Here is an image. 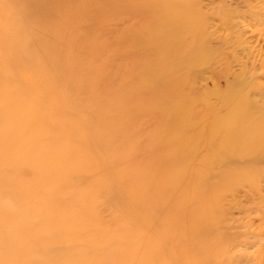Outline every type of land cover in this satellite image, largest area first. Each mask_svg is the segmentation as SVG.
<instances>
[{
  "label": "rangeland",
  "instance_id": "rangeland-1",
  "mask_svg": "<svg viewBox=\"0 0 264 264\" xmlns=\"http://www.w3.org/2000/svg\"><path fill=\"white\" fill-rule=\"evenodd\" d=\"M125 3L0 0V264H146L144 238L148 264L172 258L146 226L145 207L164 169L152 164L149 145L161 140L158 125L175 144L178 114L173 97L153 95L161 84L141 87V72H155L165 54L137 44L142 59L130 56L126 22L119 24ZM221 4L228 15L223 24L210 19L209 30L233 35L237 58L256 70L232 64L219 76L200 68L194 92L218 110L233 78L236 86L245 80L249 97L264 94V0ZM244 190L233 193L241 242L231 252L236 264H264V201L255 207ZM259 192L264 199V182Z\"/></svg>",
  "mask_w": 264,
  "mask_h": 264
},
{
  "label": "bare ground",
  "instance_id": "bare-ground-1",
  "mask_svg": "<svg viewBox=\"0 0 264 264\" xmlns=\"http://www.w3.org/2000/svg\"><path fill=\"white\" fill-rule=\"evenodd\" d=\"M217 2L126 0L125 17L119 22H126L129 49L134 47L132 58L142 59L135 52L137 44L164 52L155 72H141V78H146L141 87L151 89L156 82L161 84L153 95L163 100L173 97L172 107L178 114L172 126L167 121L172 129H178L175 144L168 147V128L158 125L154 136L161 140L153 150L149 145L150 157L155 159L152 164L164 169L154 176L159 183L149 198L154 205L145 207L146 226L154 227L162 253H172L163 264H236L231 250L240 245L241 225H235L239 219L230 210L239 214L242 210L233 193L247 188L244 194L259 209L264 201L259 192L264 182V94L257 99L249 97L245 80L236 86L233 78L218 98L223 108L218 110L194 92L202 66L217 70L219 76L228 74L232 64L251 74L256 70L253 60L247 66L237 58L233 35L216 27L209 30L213 24L210 19L219 17L223 24L228 15L221 0ZM184 65L188 74L177 71ZM259 69L264 75V62ZM143 255L146 264L154 261L148 238L143 240Z\"/></svg>",
  "mask_w": 264,
  "mask_h": 264
}]
</instances>
